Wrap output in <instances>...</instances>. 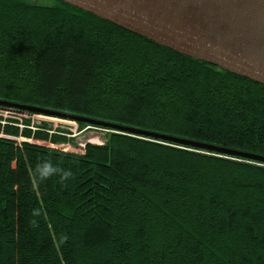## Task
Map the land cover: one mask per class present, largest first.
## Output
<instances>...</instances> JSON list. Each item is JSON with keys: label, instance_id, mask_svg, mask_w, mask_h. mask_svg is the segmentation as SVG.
I'll return each mask as SVG.
<instances>
[{"label": "trees", "instance_id": "1", "mask_svg": "<svg viewBox=\"0 0 264 264\" xmlns=\"http://www.w3.org/2000/svg\"><path fill=\"white\" fill-rule=\"evenodd\" d=\"M45 1L0 0L1 102L264 158V86ZM75 123L0 115V264H264V162Z\"/></svg>", "mask_w": 264, "mask_h": 264}, {"label": "water", "instance_id": "2", "mask_svg": "<svg viewBox=\"0 0 264 264\" xmlns=\"http://www.w3.org/2000/svg\"><path fill=\"white\" fill-rule=\"evenodd\" d=\"M171 52L264 86V0H60ZM39 113L174 144L264 162V158L0 101Z\"/></svg>", "mask_w": 264, "mask_h": 264}, {"label": "rangeland", "instance_id": "3", "mask_svg": "<svg viewBox=\"0 0 264 264\" xmlns=\"http://www.w3.org/2000/svg\"><path fill=\"white\" fill-rule=\"evenodd\" d=\"M35 1V0H34ZM42 4L47 3L45 0H36ZM11 114V115H10ZM0 115L4 117H13L17 120H29L32 127H38L42 122L48 124L51 127V134H61L67 138H72L73 143L61 144V145H52L54 148L75 153L81 154L83 148L86 144H96L101 145L104 142L106 131L98 130L94 128H79L75 122L63 121L59 119H45L39 116L29 117L26 114H18L12 111H6L0 109ZM22 129V127H21ZM45 146H50L49 144L41 143Z\"/></svg>", "mask_w": 264, "mask_h": 264}, {"label": "clouds", "instance_id": "4", "mask_svg": "<svg viewBox=\"0 0 264 264\" xmlns=\"http://www.w3.org/2000/svg\"><path fill=\"white\" fill-rule=\"evenodd\" d=\"M57 171H61V170L55 169V168H53L51 165L46 164V165L43 167V169L41 170V175H42L43 177H48V176H50V175L56 173ZM70 175H71L70 172H63V173H62V176H61V179H62V180H63V179H66V178L69 177Z\"/></svg>", "mask_w": 264, "mask_h": 264}]
</instances>
